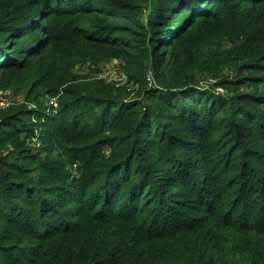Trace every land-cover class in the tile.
<instances>
[{"label":"trees","instance_id":"obj_1","mask_svg":"<svg viewBox=\"0 0 264 264\" xmlns=\"http://www.w3.org/2000/svg\"><path fill=\"white\" fill-rule=\"evenodd\" d=\"M7 88L61 94L0 111V264H264V0H0Z\"/></svg>","mask_w":264,"mask_h":264},{"label":"rangeland","instance_id":"obj_2","mask_svg":"<svg viewBox=\"0 0 264 264\" xmlns=\"http://www.w3.org/2000/svg\"><path fill=\"white\" fill-rule=\"evenodd\" d=\"M103 54V52L98 51H83V53L80 54L79 51L74 50L71 55L67 56L65 62L67 66L70 67V69L72 67V71L76 73V75H79V77H82V80H78L77 84L103 81V83L115 85L116 87L129 86L126 85V74H124L121 68L123 62L118 59L105 60L104 57H102ZM75 57L78 58L75 59ZM234 70V63H227L222 67L221 71L217 72V76L212 74L208 76V78L200 80L197 86L200 89H209L210 87H212L214 88V91L216 93L219 92L221 94H224L223 88H221L217 84L221 80L228 78L232 79L234 77ZM20 84L23 85V82H21ZM134 89H132V87H128V89L126 90V92L130 93L128 98L133 97ZM37 93L39 92H36L28 99L27 91L17 92L14 88L0 90V111L11 107H13L12 109L23 107L26 108V110H35L39 109L42 105H44L43 107L46 108L50 106L56 108V103L61 94V91L60 94L55 97L39 98V96H37ZM31 99L35 101H31ZM39 139L40 137L38 136V131H35L30 140L33 141V146L37 149L36 152H39L41 149H43V145L41 143V140ZM52 149H55L53 152L58 153V156L60 155L58 158L62 159L65 157L62 148L54 146V148L52 147ZM108 152L109 151L106 150V153Z\"/></svg>","mask_w":264,"mask_h":264}]
</instances>
